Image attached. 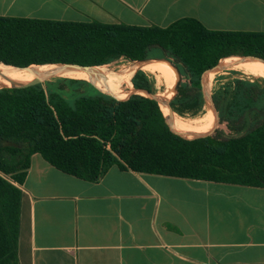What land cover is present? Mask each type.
Returning <instances> with one entry per match:
<instances>
[{
	"label": "trees",
	"instance_id": "trees-1",
	"mask_svg": "<svg viewBox=\"0 0 264 264\" xmlns=\"http://www.w3.org/2000/svg\"><path fill=\"white\" fill-rule=\"evenodd\" d=\"M234 56L264 60V32L208 30L189 18L161 28L0 16V64L90 67L121 58L171 62L181 81L169 107L184 118L206 113L203 72ZM154 63L170 73L166 65ZM165 63L176 77L175 68ZM133 76L128 83L115 82L104 90L110 95L85 78L62 76L29 82L31 76L23 84L38 85L55 77L44 87L0 88V264L18 263L19 186L34 154L89 182H98L118 165L137 173L264 187V78L237 77L220 84L213 91L219 125L207 136L187 140L191 135L170 122L171 127L148 93L124 102L114 98L127 99L121 88L132 85ZM132 82L136 88L153 90L143 71ZM216 121L214 112L210 130Z\"/></svg>",
	"mask_w": 264,
	"mask_h": 264
},
{
	"label": "crops",
	"instance_id": "crops-1",
	"mask_svg": "<svg viewBox=\"0 0 264 264\" xmlns=\"http://www.w3.org/2000/svg\"><path fill=\"white\" fill-rule=\"evenodd\" d=\"M0 16L264 32V0H0ZM17 264H264V187L137 173L98 182L34 154Z\"/></svg>",
	"mask_w": 264,
	"mask_h": 264
},
{
	"label": "rangeland",
	"instance_id": "rangeland-1",
	"mask_svg": "<svg viewBox=\"0 0 264 264\" xmlns=\"http://www.w3.org/2000/svg\"><path fill=\"white\" fill-rule=\"evenodd\" d=\"M74 22V21H73ZM104 24H108V23H104ZM235 57V56H234ZM239 57L240 59L239 60H236L235 61V64L232 68L230 69H227V70H222V71H218V70H215L214 71V76H211L212 78V83H211V87L209 89V92L212 94L213 98H214V95H213V91L220 85V84H224L226 83L227 81H229L230 79H233V78H237V77H248V78H253V77H262L264 78V74L259 71L258 68L254 67V66H259V65H262L264 66V62L259 60V59H256V58H246V59H243L242 57L240 56H237ZM230 58H233V57H229ZM228 59V58H225L222 60V63H225V60ZM151 61H165V60H162V59H151V60H148V61H129L128 59H125V58H121L117 61H114L110 64H106V65H103V66H90L88 68H91V69H96V68H100L101 67V73L102 75L105 77V78H102L100 76H87V77H79L77 75H69L68 73L66 74H63V75H58V76H62V77H70V78H87V79H102V80H105V84H98L100 87L102 88H108L112 79L116 77V75H118L119 73L123 72L116 80V82H129L131 76L134 74V76L137 74V72L139 71H143L144 73L148 74L149 78L152 80L153 82V90L151 91V93L155 94L160 102L162 103L163 101L166 103H162V111L164 113V116H165V110H164V106L168 109V111H170V107H167L169 106V102L170 100L175 96L176 94V91H177V88H178V84L180 83L181 81V75L179 73V71L177 70V68L175 67L174 64H172L171 62L169 61H165V62H168L170 63L174 68H175V71H176V77L174 80L172 81H168L161 73H158V72H150V71H147V70H143V69H136V70H131V69H127L129 66L133 65L134 63L138 62V63H146V62H151ZM234 61V60H232ZM247 61H251L253 63L254 66H252L251 68L249 67H245L246 65H244L245 62ZM220 62V61H219ZM56 63L52 64V65H55ZM33 66H39V65H33ZM83 67V66H82ZM158 67V66H157ZM0 69H3L2 71H0V73L2 72H6V71H10L11 69L13 68H5V67H0ZM126 69V70H125ZM209 69V68H208ZM125 70V71H124ZM136 73H133L131 75L132 72H135ZM234 72V73H233ZM78 72H75V73H72V74H77ZM210 73V72H209ZM209 73L207 75H209ZM83 74H86V73H83ZM110 74V76H108ZM88 75V74H87ZM131 75V76H130ZM166 75H168L166 73ZM33 76H38V75H33ZM43 76H46V75H42L41 77ZM49 76H56V75H47V77ZM125 76H130L128 79H119L120 77H125ZM133 76V77H134ZM46 77V78H47ZM132 77V79H133ZM223 77V78H222ZM44 78V79H46ZM55 79V77H50L48 78L47 80H45V82L43 84H47L48 82L50 81H53ZM132 79H131V83L132 85H127L125 84L124 86H122L121 90L126 92L128 95L127 99L125 100H120L118 99L117 97H114L116 98L117 100L119 101H128L132 96L136 95V94H141L143 96H146L145 93H138L137 90L139 89H142V88H136L132 82ZM22 81V79L20 80ZM18 81V82H20ZM18 82H16L15 84H17ZM23 84V83H22ZM19 85V84H18ZM6 86H9V85H2L0 83V88L2 87H6ZM146 89V88H144ZM101 92L103 93H106V94H109V92L107 91H104L103 89H100ZM167 95V98H160V95ZM169 96V98H168ZM146 97H149V98H152V96L149 94V96H146ZM153 99V98H152ZM215 100V98H214ZM216 101V100H215ZM164 104V105H163ZM168 104V105H167ZM213 106H211V105ZM206 113L201 116V117H196V118H193V117H180L179 115H175L176 118H178L179 120H184V121H194L196 120L198 123L200 122H204L208 125L209 123V114L214 110V112L216 113V109H215V105L213 104L212 100L207 98V108H206ZM170 113V112H169ZM166 118V117H165ZM167 122L169 123V125L171 126L170 124V121L167 120ZM202 122V123H203ZM202 125V124H201ZM199 126V125H198ZM172 127V126H171ZM194 127H197L194 126ZM192 128V127H191ZM187 140H193L194 138L190 136V138H185Z\"/></svg>",
	"mask_w": 264,
	"mask_h": 264
},
{
	"label": "bare ground",
	"instance_id": "bare-ground-1",
	"mask_svg": "<svg viewBox=\"0 0 264 264\" xmlns=\"http://www.w3.org/2000/svg\"><path fill=\"white\" fill-rule=\"evenodd\" d=\"M240 58L239 57H233V58H228L225 60V63H228V64H233L234 62H231L232 60L236 61V60H239ZM154 62H159V63H162L164 65H166L170 71V73L168 72L167 69H165L164 67L154 63ZM151 63V64H149ZM246 64H249L251 66H254L253 63L251 61H247L245 62ZM244 63V64H245ZM158 66H154V65ZM5 67V66H4ZM256 68L259 69V71H261L263 74H264V67L259 65V66H254ZM5 68H13L11 69L10 71H6V72H2L0 73V83L2 85H11V84H15L16 82L20 81L22 79V81L18 82L17 85H23V84H26V83H29V82H34V81H43L44 78L47 77V75H63V74H66L68 73L69 75H77L79 77H87L89 75L91 76H100L102 78H105L102 73H101V67L99 68H96V69H92V70H88V71H85V70H81V69H77V68H74V67H70V66H63V65H44V66H31L30 68L28 69H17V68H14V67H11V66H6ZM128 70L131 69V70H136V69H143V70H147V71H150V72H158V73H161L168 81H172L175 79V76H174V73L171 69V67L163 62V61H151V62H146V63H134L133 65L129 66L127 68ZM2 70V69H0ZM126 70V69H125ZM124 70V71H125ZM214 71L215 70H211L209 75L207 76L206 80H205V88L209 91L210 87H211V83H212V78L211 76H214ZM75 72H78L77 74H72V73H75ZM83 73H86V74H83ZM123 72L119 73L118 75H116L115 78L112 79L110 85L108 88H102L100 87L98 84H96L95 82L89 80V79H84V80H87L89 81L91 84H93L94 86H96L97 88L99 89H103V90H107L109 89L113 83H115L117 80V78L122 74ZM136 73V72H134ZM166 73L168 75H170V80H169V76L166 75ZM88 74V75H87ZM33 75H38V76H35L31 81L27 82L28 79L33 76ZM42 75H46L44 77H41ZM110 76V74L108 75ZM26 82V83H24ZM20 83H23V84H20ZM102 84H105V83H102ZM167 98V95L163 94V95H160V98ZM169 98V96H168ZM162 103H165L164 101ZM166 104V103H165ZM164 105V104H163ZM168 105V104H167ZM211 105V104H210ZM212 106V105H211ZM169 107V106H167ZM213 107V106H212ZM164 110H165V113L166 114H169L170 111H168V109L164 106ZM213 121H214V110L209 114V123L208 125H206L203 129H200V130H196V129H192L194 126H201V124H206L202 122L198 123L196 120L194 121H184V120H179L177 118V123H173L171 122L172 124H174L176 127L186 131V132H191V133H206L208 131H210L212 125H213ZM189 127H192V128H189Z\"/></svg>",
	"mask_w": 264,
	"mask_h": 264
},
{
	"label": "water",
	"instance_id": "water-1",
	"mask_svg": "<svg viewBox=\"0 0 264 264\" xmlns=\"http://www.w3.org/2000/svg\"><path fill=\"white\" fill-rule=\"evenodd\" d=\"M243 59H246L248 57H242ZM261 61L264 62V60L262 59H259ZM55 65H63V66H70V67H74V68H77V69H81V70H85V71H88V70H92L91 68H88V67H82V66H75V65H68V64H55ZM234 65H236L235 63L233 64H228V63H222V60L220 62H218L216 65L210 67L209 69H206L202 76H201V83H202V87H203V91H204V94L206 96V99L209 98L212 100L213 104L215 105V109H216V117H217V121H216V125L214 126V128L206 133H191V132H188L187 134L191 135V137H193L194 139H197V138H200V137H204V136H207L210 132H212L215 128H217V126L219 125V121H220V114H219V108H218V105H217V102L214 100L212 94L205 88V80L207 78V74L211 71V70H218V71H222V70H227V69H230L232 68ZM3 66H10V65H5V64H0V67H3ZM33 66V65H32ZM11 67H14V68H17V69H28L30 68L31 66L29 67H26V68H19V67H15V66H11ZM45 84L43 83H40L38 85H32V86H24V85H17V84H11L9 86H6V87H15V88H34V87H44ZM138 93H148L152 96L153 99L157 100L160 104L161 107L162 106V103L160 102L159 98L149 92L147 89H139L137 90ZM176 113H174L171 109H170V113L169 114H165V117L167 120L173 122V123H177V118H176Z\"/></svg>",
	"mask_w": 264,
	"mask_h": 264
}]
</instances>
